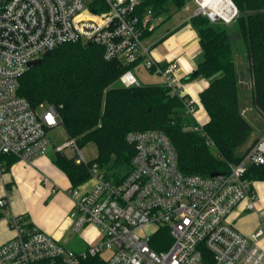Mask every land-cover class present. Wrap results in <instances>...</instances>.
<instances>
[{"label":"built area","instance_id":"built-area-1","mask_svg":"<svg viewBox=\"0 0 264 264\" xmlns=\"http://www.w3.org/2000/svg\"><path fill=\"white\" fill-rule=\"evenodd\" d=\"M197 2V13L210 17ZM139 5L140 0H1L0 179L10 167L3 156L30 163L53 148L48 132L62 123L57 107L33 106L19 94V87L29 62L63 44L100 45L106 60L143 64L183 96L174 65L163 66L154 59L146 35L159 25V18L150 8L139 11ZM236 15L223 20L230 22ZM120 82L140 85L132 69ZM185 103L195 118V100L187 98ZM127 141L135 153L121 182L106 179L93 164L94 187L83 194L72 190V231L93 225L101 229L98 238L75 250L30 223L26 215H14L9 221L14 235L0 244V264H264L258 242L264 234V210L259 212L263 227L251 236L229 220L243 201L249 210L256 209L254 181L244 175L249 166L264 165V136L240 162L230 164L229 171L215 176L183 172L176 147L163 130L131 131ZM67 147L76 150L78 163H89L74 138L56 151L64 153ZM6 205L3 196L0 206Z\"/></svg>","mask_w":264,"mask_h":264},{"label":"trees","instance_id":"trees-1","mask_svg":"<svg viewBox=\"0 0 264 264\" xmlns=\"http://www.w3.org/2000/svg\"><path fill=\"white\" fill-rule=\"evenodd\" d=\"M190 1L140 0L139 11L150 8L158 19L168 3L182 9ZM232 1L238 12L230 22L213 21L203 12L188 21L200 37L204 59L183 82L199 76L210 79L200 93L210 117L203 126L187 112L188 97L173 92L166 84L124 86L120 77L135 64L106 60L103 47L94 43L63 44L24 74L19 94L35 107L41 103L55 105L69 139L75 138L79 147L89 141L97 145L98 157L88 164L58 151L52 157L73 188L93 177V164L106 179L121 182L131 170L135 153L127 141L131 131L163 130L176 147L179 168L188 174L227 172L230 164L242 160L250 149L245 146L252 138L253 126L242 112L244 72L238 69L235 58L238 53L247 55L253 104L264 116V0ZM154 30L146 35L151 36ZM2 159L10 166L19 160L16 156ZM244 177L264 181V165L249 166Z\"/></svg>","mask_w":264,"mask_h":264},{"label":"crops","instance_id":"crops-1","mask_svg":"<svg viewBox=\"0 0 264 264\" xmlns=\"http://www.w3.org/2000/svg\"><path fill=\"white\" fill-rule=\"evenodd\" d=\"M184 8H189V5L182 9ZM195 14H197V9L178 20L171 21L170 17L166 21H161L162 23H159L150 36L153 38L150 42L156 61L174 65L173 76L183 84V95L195 100L197 108L195 119L200 125H204L210 117L201 102L200 93L208 87L210 79L199 76L188 82H183V79L194 72L199 62L204 59L200 37L188 23L190 17ZM235 61L238 67L237 57ZM161 77L162 82L159 84L164 83V78ZM243 82L244 79L241 81V88H243ZM249 90L251 98L241 94L244 115L245 112L255 108L252 80L249 83ZM257 113L264 117L258 111ZM249 121L253 126L252 121L250 119ZM254 132L253 130L252 138L245 148L251 146L256 139ZM52 157L48 154L39 155L30 163L17 160L0 179V198L3 196L7 198V205L3 206L6 215L0 212L2 214L0 217V244L13 237L14 231L10 228L9 221L18 214L26 215L30 223L50 234L59 242H62L66 235L68 237L62 243L67 244L71 241L73 231L70 212L75 200L72 190L77 189L79 194L86 193L94 187L96 180L92 177L77 188H73L70 178L53 163ZM253 187L257 194L256 209L249 210L246 207L247 202L243 201L229 216L230 222L247 236H251L262 227L259 212L264 210V181H254ZM258 242L264 249V234Z\"/></svg>","mask_w":264,"mask_h":264},{"label":"rangeland","instance_id":"rangeland-1","mask_svg":"<svg viewBox=\"0 0 264 264\" xmlns=\"http://www.w3.org/2000/svg\"><path fill=\"white\" fill-rule=\"evenodd\" d=\"M0 3H1V0H0ZM186 5H189V8L178 9L174 3L172 2L168 3L167 10L164 11L162 15L160 16L159 22L163 21L169 16L171 17V21L178 20L180 17H185L186 15L193 13L194 9L198 10L199 8V3L197 2V0H192L188 2ZM218 19H223V18L219 17ZM152 39L153 38H150V40ZM236 57H237V62H238V69L240 71L245 72L243 76L244 82L242 83L243 88L241 89L242 90L241 94H244V96L251 98V91L249 90V83L251 79H250V74L248 72L249 60L247 59V55L244 53H238ZM131 69L135 73L140 84H159L162 82V77L160 74L147 69L143 64L137 63L133 65ZM245 115L253 123V130L255 131L254 135L256 137L255 139V142H256L259 138L264 136V117H261L257 113V110L255 108L252 110H249L248 112H245ZM48 135L53 144V149L49 150L47 154L50 157H52L56 153V147L64 144L69 139V135L63 124H59L58 126L50 129L48 132ZM254 143H252V145ZM80 149L85 154L87 159L90 161L98 157V148H97L96 143L93 141H89L87 143L80 145ZM63 152L65 155L69 157L76 158L77 156L76 150L71 147L65 148ZM0 212L6 215V211L4 207L0 206ZM262 227H263V224H262ZM72 234L73 236L71 237V241L67 244H64V243L63 244L70 248L83 249L86 247L87 243H92L94 239L100 236L101 229L93 225H87L80 232H77V233L73 232ZM67 237L68 235H66V237L62 239V242H65V238Z\"/></svg>","mask_w":264,"mask_h":264},{"label":"bare ground","instance_id":"bare-ground-1","mask_svg":"<svg viewBox=\"0 0 264 264\" xmlns=\"http://www.w3.org/2000/svg\"><path fill=\"white\" fill-rule=\"evenodd\" d=\"M202 8L209 10L214 17L230 20L235 12L232 0H199Z\"/></svg>","mask_w":264,"mask_h":264},{"label":"water","instance_id":"water-1","mask_svg":"<svg viewBox=\"0 0 264 264\" xmlns=\"http://www.w3.org/2000/svg\"><path fill=\"white\" fill-rule=\"evenodd\" d=\"M232 3H233V5H234V7H235V12H238V8H237V6L235 5V3L232 1ZM213 15L212 14H210V17H212ZM51 53L52 52H47L46 54H45V56H50L51 55ZM42 59H43V57H41V58H37V59H35V60H32L31 62H29V64H28V67H29V69H31V68H33V67H35L36 65H38L41 61H42ZM218 174V172H213V173H211L210 174V176H215V175H217Z\"/></svg>","mask_w":264,"mask_h":264}]
</instances>
